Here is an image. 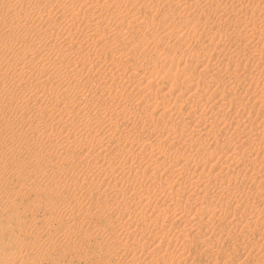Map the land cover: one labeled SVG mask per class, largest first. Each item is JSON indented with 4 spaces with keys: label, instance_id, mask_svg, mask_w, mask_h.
<instances>
[{
    "label": "rangeland",
    "instance_id": "1",
    "mask_svg": "<svg viewBox=\"0 0 264 264\" xmlns=\"http://www.w3.org/2000/svg\"><path fill=\"white\" fill-rule=\"evenodd\" d=\"M13 1L15 2V0ZM23 1L27 2L28 0ZM98 1L92 0L89 4L92 7L94 6L93 8L98 9L100 4L106 3V0ZM109 1L111 2L106 3L110 4L109 9L111 8L108 13L115 14L116 8L112 5L114 4V0ZM187 1L184 0V3L189 4L190 2ZM190 1H200L198 9H194V11L197 10L196 12L193 11V8H191L192 10L190 9L192 12L190 10L189 12L185 11L186 13L183 12L182 10H185L183 8L186 6L182 8L184 5H179L183 3V0H138L139 4H132V2L129 4L130 2H125V0H118V3H122V5L127 3L131 5V8H136L134 11H136L137 15H140V19L135 20L137 22L134 25L128 24L130 22L129 18L125 21L117 19H110V21L106 12L103 14L104 16H99V12L97 11L96 15L93 16L96 20H94L93 27H98L101 30L104 29L105 35L101 39L102 42L101 40H97V37L93 39L95 44L89 43L90 41L87 42L82 38L75 45H82L81 48L84 52H89L84 55L87 58L76 54L75 50L77 47H74L72 50L67 51V55H64L65 59H63L62 64L47 66L49 73L57 77L69 72L73 67L71 65L72 62L77 61L82 63L86 58L85 62L90 61L93 65L95 63V71L89 77L84 71H78L81 74L79 80L84 82L81 81L82 83L76 91L68 94L65 92L64 94L54 81H49L45 77L38 80L40 77L35 76L36 70H28L23 80L17 81L13 87H4L7 91L0 89V112L8 110V120L5 123L0 121V164L3 168L0 169V208L2 209H0V226L7 227V233L4 232L3 234L0 231V253H2L1 251L4 253L0 254V264H5L4 261L12 255L15 256L16 249L20 246L25 244L26 246L31 245L35 237L44 245L42 250L41 248L31 250V255L33 254L31 258L37 259L35 261L36 264H117L116 261L119 257L114 254V251L116 252V250L120 249L119 239L122 236V238H126L127 233H130V231L131 233L136 232L137 230V233H141L140 235H142L141 239L139 238V240L134 241L135 244L132 242V245H130L131 251L127 252L128 256L126 255L125 257V262L127 261L126 263L124 262L125 264L151 261L146 252L159 243L158 241H163L165 243L164 247L167 250H162L161 256L157 260H152L151 264H181L180 261H182V264H192L190 262V253L196 254V250L199 251L202 248V244H199L195 240V246L192 247L191 251L181 252L183 243H189L191 234L187 233V230L183 226L175 228V233L172 232V226L170 227L172 211L162 209L157 212L159 213L157 217L159 222H166V225L170 228L165 225L167 231L162 234L163 236L159 235V239L156 241L150 231L151 228L148 226L150 220L155 217L154 213L147 211L148 217L146 216V219L143 221L137 218L131 220L126 213L121 217L122 210L118 211L115 206V201L119 202L121 199L119 191L123 189L126 192V195H124L126 203L122 206L123 209L128 208L129 211L134 210L137 212L136 209L145 204L151 206L162 205V208H167V206H170L168 203L171 204L173 202L169 197V192L172 188L169 189L168 184H166L171 182L176 184V187L178 186L181 191L179 194V197L181 196L178 201L179 205L176 204L174 205L175 208H173H177L176 211L179 209V212L185 208V213L188 212L186 214L187 217L189 219L193 218V221H196V217H202L203 226H200L199 229L195 228L192 231V233L199 231V236H201L200 238L203 241L202 264H264V0H259V3L261 2L260 6L253 3L252 0H245L246 2L239 0L240 2L244 1V4L246 3L245 7L236 5L238 4L237 0ZM74 2L76 11H87L88 7L82 6L81 2L78 0ZM39 5L41 4L39 3ZM123 7L125 6H122V10L124 9ZM164 7H167V11ZM168 7L173 10H169ZM176 7H179V11L175 9ZM201 7L206 9L203 10ZM235 9H239V13H235ZM199 11H202V13H199ZM10 17L5 14V21L10 22L13 19V17ZM52 17L58 22L60 21L54 15ZM144 18L146 19L143 21ZM100 19L101 22H99ZM107 19L108 22H106ZM141 21L143 25L140 24ZM147 21H149V25H147ZM123 23L127 24V26ZM64 24L65 29L72 27V29L70 28L71 31L82 29V25L72 23L69 20L63 21L62 25ZM96 24L99 25L96 26ZM109 24L112 26H110L112 31H110V28H107ZM191 25L192 27H190ZM64 27H59V29L61 28L60 30H62ZM137 27L139 30H136ZM59 29L55 30V33L59 32L60 34L61 31ZM9 31V29H1L0 34L3 35V33ZM21 32L23 36L10 40L11 43L14 42V48H22L23 41H25L24 45L28 43V47L31 46L29 44H33L31 46L34 47L33 50L36 49L37 43V47L42 45L38 33H34L33 35L32 32L28 35L23 31ZM112 32H114V35ZM116 33H118V36H116ZM247 34H250V36ZM54 36L59 42L61 37L59 35ZM248 37L251 38L248 39ZM85 42L88 43V47H85L87 46ZM96 44L97 46H95ZM98 52H100V55ZM45 55L48 57V60L54 58V55L49 51ZM0 61H2L0 64V74L2 76H10L13 73L16 75L14 78L18 77V70L12 71L8 69L7 62H5L9 61L8 57L1 53ZM4 62L7 65V69ZM115 68L118 73L112 76V70ZM128 70H130V73ZM39 82H53L51 84L56 88H51V84H48L49 91L46 92L44 89L41 90L38 87ZM199 82H202V84ZM117 83L119 86L123 85L124 90L126 89V97L120 98V96H114L115 91L112 89L113 87H110L112 85L118 86ZM135 86L137 89H135ZM149 86L151 90L148 89ZM146 88L149 93L151 92L149 95ZM138 89H141V91ZM101 90L105 91L106 94ZM128 91L129 93H127ZM135 91L137 94H135ZM144 92H146L145 95L143 94ZM177 92H180L184 97L176 99L178 96ZM30 94H37L39 96L37 100L45 108H40L39 112L34 110L33 105H38V102H34L29 97ZM134 96L138 98L135 99ZM164 96L170 97V101H172L169 103L168 110L165 113L158 107V104H161L165 100ZM126 98L129 100L131 98L130 106L132 107V111L135 110L138 115L140 111L143 112L140 113L136 125L132 126L121 122L111 129L99 126L98 123L103 121L104 118L117 117V111L115 110L119 109L118 111H120V108L127 102L125 101ZM140 99L142 101H139ZM192 99L197 100V106L194 107L191 103ZM236 99L240 105L236 104L235 106V104H230L232 100ZM2 100H4V103H1ZM49 100L58 101V106L62 108L68 103L72 108L74 107L77 111L81 110L87 116L84 115L80 120H76L73 117H67L64 112L62 115L59 114L60 112L51 113L46 107V105H49ZM132 101L134 104L137 101L136 105ZM202 102L203 104H201ZM221 102L226 105H223L226 108L223 110L226 114L222 116L216 112V106ZM88 103L90 104L88 105ZM112 103L113 109L109 108ZM175 105L177 108L174 107ZM210 105L211 107H209ZM169 108L172 109L170 110ZM151 111L155 112L153 118ZM39 113H42L45 119L42 121L44 125L41 131L30 130V124L38 120ZM242 113L243 116H241ZM198 114H203V124L199 121ZM223 116L226 118V121H223L225 120ZM183 117L185 118L183 119ZM211 120L215 121V126L211 125ZM247 120H251L248 126L245 124ZM189 124L190 126H188ZM130 126L132 129H129ZM89 127L95 131L93 130L92 134L88 133L87 135H93L94 138L109 142L111 145L109 147L111 157L117 162H115L117 165L121 160L120 163L123 167L119 175L113 176L108 170V166L101 164L102 157L97 156L99 153L98 147L88 148L90 143L86 137L87 132H84V130L87 131ZM181 129L184 130L187 137L203 135V149L200 151H195L189 147L183 149L181 147L182 143L179 142V132L182 131ZM145 130L158 131V137L162 136L160 138L161 141L176 136L178 139L176 147H179L181 154L176 158L166 148L160 150L154 148V146L149 144V141L153 142V140L144 133ZM245 132L246 134H244ZM17 133H25V137L20 138ZM52 133H54L52 135L54 139L58 143L64 144L65 148H67L69 152L68 157L66 155L61 159L56 158L58 148L50 145L49 140L46 138ZM213 133L220 135L219 138L227 136L233 142L237 141V138H240L241 135H247L246 137L250 138L251 143L237 144L236 147L232 145L229 147L230 150L224 147V153L219 155L220 151L216 150V147L219 145L221 147L225 146V138L219 139V142L216 143ZM184 139L185 137H182L181 141L183 142ZM259 139L261 140L259 141ZM78 141L82 144H75ZM4 142H10L12 149L8 148ZM83 145L84 147H82ZM132 145L133 147L135 145L137 147L138 145L142 150L135 151L134 148H131ZM233 150H235L234 153ZM151 151L155 158L154 162L152 160L151 162L153 164L156 162L159 165L157 168L158 173L157 171L155 172L156 174L153 173V178L151 177V171L146 174H140V171L147 166ZM258 151H260L259 154ZM187 152L192 153L195 158H197V154H200L203 156V160H208L206 163H203V173L198 174L201 171V167H197V171H195L196 173H194L192 179L188 178L189 174L184 178L180 176V171H185L188 167L192 169L196 167ZM218 155H222V158L215 164L216 160H218ZM243 157L251 159V163L256 169L240 170V168L234 171V165ZM170 164L173 167L172 171L168 172L166 168ZM215 165H218L216 169H214ZM117 173L116 171L115 174ZM135 175L137 176L136 181L130 182L125 180L126 177ZM99 177L100 179L102 178V181L105 180V183L103 182L101 186L93 188V192L86 193V189L92 187L93 181ZM60 180H65L66 185L59 187V191L61 192L58 195H52L53 187L57 185V181L61 183ZM67 184H71V191L66 190ZM163 185L166 189H164ZM197 186L203 187V194L206 198L203 204L199 203V199H196L197 196L195 194H190ZM19 188L21 189V193H17ZM49 190H51V194H49ZM87 197H91L92 202L88 201ZM87 203L92 206H88ZM99 204H104V207L102 205L99 207ZM72 207H77L78 211L74 210L72 212ZM85 207H88V210H85ZM128 209L126 210L128 211ZM189 209H192V211ZM53 210L56 212H54L55 217H50L49 212H53ZM18 218L21 220V223L15 225L14 220L17 221ZM217 220H221V222L218 223ZM124 224V227L120 226ZM126 227L128 229H124ZM82 231L84 233L85 231L89 233L92 231L91 233L93 234L91 236L93 238L85 237ZM65 232L67 235L64 236ZM48 233L54 234L57 237L55 247H50L47 239ZM183 233L185 234L184 236ZM180 236L184 237V239ZM118 237L119 239H117ZM19 238L20 240L17 241ZM12 239L14 241H11ZM113 240H116V243ZM106 243H108L107 247L104 246ZM143 244L148 245L149 249L140 251ZM167 246L169 247L167 248ZM44 249H48L49 251H46L47 254L42 256V253L45 251ZM13 250L14 252H12ZM64 251L65 253H63ZM167 251L170 252L167 254ZM211 252H213L212 256H210ZM8 253L11 255H8ZM181 254L184 256V259L181 258L182 260H179L178 256ZM222 254L229 256L228 259H223ZM136 256L140 258L138 259ZM130 257L132 261L131 259L127 260ZM218 257L220 259H216ZM165 259L167 262H165ZM213 259L214 261H212ZM17 263L34 264L30 261L26 262V260L25 262L19 260Z\"/></svg>",
    "mask_w": 264,
    "mask_h": 264
},
{
    "label": "bare ground",
    "instance_id": "2",
    "mask_svg": "<svg viewBox=\"0 0 264 264\" xmlns=\"http://www.w3.org/2000/svg\"><path fill=\"white\" fill-rule=\"evenodd\" d=\"M38 1H39V3L41 4V5H39V3H38ZM74 1H77V0H74ZM73 0H64V1H62V0H28L27 2H25V1H23L22 2V0H15V2L13 1V0H0V30L1 29H5V30H7V29H9L10 31L9 32H7V33H3V35H1L0 34V54L2 53V54H4L6 57H8L9 58V61H5V62H7V65H8V69H11L12 71H16V70H18V77H16V78H14L16 75L15 74H13L12 73V75L10 74V76H2V74H0L1 76H0V89H2V90H4V91H7V89L6 88H4V87H13L16 83H17V81H21V80H23V78H24V76H25V74H26V72L28 71V70H30V71H32V70H36V74H35V76L36 77H40L38 80H41L42 79V77H45V78H47L49 81H54L55 83H56V85L62 90V92L65 94V92H66V94H68V93H71V92H73V91H76V90H78V87H79V85H81V83L82 82H84V81H82V80H79L80 79V77H81V74L78 72V71H81V72H85V73H87V76L89 77L92 73H94V71H95V63H94V65L89 61V62H85V60H86V56H84L85 55V53L86 52H84V50L81 48L82 47V45H78V46H76L77 44H76V42L78 43L80 40H82V38H84L85 39V41H90L89 43H93V44H95L94 42L95 41H93V39H94V37H97V40H101V39H103L104 37V35H105V32L103 31V30H101V29H98V27H93V24H94V22L96 21L95 19H94V15H96V12L98 11L99 12V16H102L105 12H106V14H107V16H108V19L110 20H112V19H117V20H121V21H125V20H127L128 18H129V20H130V22L128 23L129 25H134V24H136V22L137 21H135V20H139L140 19V15H137V13H136V11H134V9L136 10V8H131L130 6L131 5H129V4H131V2H132V4L133 3H138L139 4V2H138V0H134V1H129V0H125V2H130L129 4H124V5H122V3H118V0H114V4H112V5H114V7L116 8H114L115 10H116V13L115 14H109L108 12H109V10L111 9H109V5L110 4H106L107 2H111V1H109V0H106L105 2L106 3H103V4H100V6L98 7V9L97 8H93L92 6H91V4H89L92 0H78L79 2H81V5L82 6H86V8L88 7V9H87V11H79V10H77L76 11V9L74 8V4H75V2H74ZM98 1V0H97ZM167 1V0H166ZM174 1V0H173ZM190 3L189 4H187L186 2L184 3V0H183V3H181V4H179V5H184V6H182V8L183 7H185V8H183V9H185V10H182L183 12H185V11H188L189 12V10L191 9V8H193V11H194V9H198V3L200 2H191L190 0H188ZM187 1V2H188ZM195 1V0H194ZM245 1V0H244ZM244 1L243 2H240L239 0H237L236 2H238V4H236V5H239L240 7H242V6H244L245 7V4H244ZM98 2H100V1H98ZM122 2V1H121ZM172 2V1H171ZM171 2H169L170 4H171ZM246 2V1H245ZM252 2L253 3H255L257 6H260V3H259V0H252ZM102 3V2H101ZM141 3V2H140ZM137 4V5H138ZM168 4V3H167ZM203 4V3H202ZM208 4V3H207ZM80 5V6H81ZM93 5V4H92ZM95 5H97V4H95ZM111 5V6H112ZM122 6H125V7H123L124 9L122 10ZM135 6V5H134ZM180 6V7H181ZM210 6V5H209ZM200 7V6H199ZM204 7V6H203ZM206 7V6H205ZM165 8V7H164ZM167 8V7H166ZM165 8V9H166ZM179 7H176L175 9H178ZM202 8V7H201ZM150 9V8H149ZM160 9V8H159ZM168 9H169V7H168ZM172 9V8H171ZM171 9H169V10H171ZM203 9V8H202ZM201 9V10H202ZM206 9V8H205ZM205 9H203V10H205ZM240 10H241V8H239ZM239 9H235V13H239ZM244 9V8H243ZM173 10V9H172ZM171 10V11H172ZM181 10V9H180ZM192 10V9H191ZM190 10V11H191ZM11 11H12V13H11ZM166 11H167V9H166ZM176 11V10H175ZM178 11H179V9H178ZM181 11V12H182ZM197 10H195L194 12H196ZM115 12V11H114ZM163 12V11H162ZM182 12V13H183ZM192 12V11H191ZM139 13V12H138ZM175 13V12H174ZM180 13V12H179ZM186 13V12H185ZM185 13H183V14H185ZM199 13H202V11L200 12L199 11ZM8 15V16H11L10 18H12L13 17V19L10 21V22H6L5 21V18H4V15ZM141 14V13H140ZM176 14H177V12H176ZM182 14V15H183ZM192 15H193V13H191ZM233 14V13H232ZM52 15H54L55 16V18H57V19H59L60 21L58 22L57 20H55L53 17H52ZM173 15V14H172ZM203 15V14H202ZM104 16V15H103ZM147 16V15H146ZM164 16V15H163ZM154 17V16H153ZM198 17V16H197ZM100 18V17H99ZM98 18V19H99ZM104 18V17H103ZM142 18V17H141ZM160 18V17H159ZM200 18V17H199ZM108 19H107V21L106 22H108ZM146 18H144L143 19V21L145 20ZM263 19V18H262ZM66 20H69V21H71L72 23H77L78 25H82V29H80V30H76V31H71V29H72V27H70L69 29L68 28H66L65 29V24L64 25H62L63 24V21H66ZM95 20V21H94ZM110 20V21H111ZM128 20V21H129ZM154 20V19H153ZM161 20V19H160ZM200 20V19H199ZM218 20V19H217ZM220 20V19H219ZM98 21V20H97ZM109 21V22H110ZM114 21V20H113ZM151 21H152V19H151ZM163 21V20H162ZM99 22H101V19L99 20ZM115 22V21H114ZM118 22V21H117ZM138 22H140V21H138ZM201 22V21H200ZM213 22H215V21H213ZM219 22V21H218ZM98 23V22H97ZM116 23V22H115ZM143 22L141 21V23L140 24H142ZM155 23V22H154ZM221 23V22H220ZM118 24V23H117ZM124 24V23H123ZM146 24V23H145ZM217 24V23H216ZM40 25V26H39ZM71 25V24H70ZM99 25V24H98ZM97 24H96V26H98ZM124 25H126L127 26V24H124ZM143 25V24H142ZM147 25H149V21H147ZM152 25H153V23H152ZM189 25V24H188ZM187 25V26H188ZM110 24H109V26L107 27V28H110ZM120 26H121V24H120ZM135 26H137V25H135ZM138 26H139V24H138ZM59 27H64L62 30H60L59 29ZM67 27V26H66ZM101 27V26H100ZM112 27V26H111ZM118 27V26H117ZM131 27V26H130ZM133 27V26H132ZM190 27H192V25L190 26ZM80 28V27H79ZM103 28V27H102ZM115 28V27H114ZM113 28V29H114ZM187 28V27H186ZM20 29V30H19ZM57 29H59L61 32H60V34H59V32H57V33H55V30H57ZM112 28H110V31H112L111 30ZM134 29V28H133ZM138 29V27L136 28V30ZM194 29V28H193ZM30 30H32V31H30ZM116 30H117V28H116ZM139 30V29H138ZM190 30V29H189ZM188 30V31H189ZM191 30H192V28H191ZM21 31H23V32H25V34H28V35H30L32 32H33V35H34V33H38V35L40 36V38H41V42H42V45L41 46H39V47H37L38 46V43H37V41H35L36 43H37V46H36V49L35 50H33V48L34 47H31L33 44H29V45H31L30 47H28V43L26 44V45H24V42L25 41H23L22 42V44H23V47L22 48H18V49H16V48H14V46H13V43H11L10 42V40L12 39V38H18V36H23V34H22V32ZM118 31V30H117ZM116 31V32H117ZM131 31V30H130ZM140 31H141V29H140ZM194 31V30H193ZM108 32H109V30H108ZM120 32V31H119ZM186 32V31H185ZM263 32V31H262ZM114 32H112V34H113ZM121 33V32H120ZM120 33H119V36H120ZM123 33V32H122ZM136 33V32H135ZM143 33V32H142ZM165 33H167V32H165ZM192 33V32H191ZM250 33V32H249ZM256 34H257V32H255ZM254 33V34H255ZM109 34V33H108ZM118 33H116V36H118L117 35ZM129 34H130V32H129ZM188 34V33H187ZM32 35V36H33ZM54 35H59L60 37H61V39L59 40V42L57 41V38L54 36ZM110 35V34H109ZM114 35V34H113ZM113 35H112V37H113ZM153 35V34H152ZM168 35H169V33H168ZM168 35H166L167 37H168ZM248 35V34H247ZM31 36V37H32ZM36 36V35H35ZM123 36V35H122ZM127 36V35H126ZM154 36V35H153ZM152 36V37H153ZM165 36V37H166ZM221 36V35H220ZM246 36V35H245ZM248 36H250V34L248 35ZM253 36V35H252ZM264 36V35H263ZM34 37V36H33ZM131 37V36H130ZM130 37H127V38H130ZM144 37V36H143ZM157 37V36H156ZM164 37V38H165ZM170 37V36H169ZM190 37H192V36H190ZM154 38H155V36H154ZM153 38V39H154ZM249 38H251V37H248V39ZM29 39V38H28ZM113 39V38H112ZM121 39V38H120ZM147 39V38H146ZM156 39V38H155ZM154 39V40H155ZM29 40H31V39H29ZM33 40V39H32ZM114 40V39H113ZM161 40V39H160ZM165 40V39H164ZM112 41V40H111ZM128 41V40H127ZM167 41V40H166ZM35 42H34V44H35ZM87 42H85V43H87ZM101 42H102V40H101ZM31 43H33V42H31ZM40 43V42H39ZM98 43V42H97ZM100 43V42H99ZM116 43V42H115ZM124 43V42H123ZM125 43H127V42H125ZM157 43V42H156ZM164 43V42H163ZM76 44V45H75ZM80 44V43H79ZM84 44V43H83ZM101 44H103V43H101ZM107 44V43H106ZM92 45V44H91ZM63 46V47H62ZM95 46H97V44L95 45ZM102 46V45H101ZM107 47H108V45H106ZM111 46V45H110ZM74 47H77V49L75 50V52H76V54H78V55H82V56H84V57H86L85 58V60L84 61H82V63H80V62H72L71 63V65H73V67H72V69L69 71V72H67V73H65V75H63V76H52L50 73H49V68L47 67L48 65H51V66H55V65H58V64H62L63 63V59H65V57H64V55H67V51L68 50H72ZM85 47H88V43H87V46H85ZM105 47V46H104ZM106 47V48H107ZM90 48V47H89ZM95 48V47H94ZM100 48V47H99ZM98 48V49H99ZM106 48H104V49H106ZM112 48V47H111ZM123 48V47H122ZM96 49V48H95ZM102 49V48H101ZM109 49V48H108ZM93 50V49H92ZM100 50V49H99ZM107 50V49H106ZM113 50V49H112ZM228 50V49H227ZM237 50V49H236ZM239 50V49H238ZM47 51H49V52H51L53 55H54V58L52 59V60H48V57L45 55V53L47 52ZM98 51V50H97ZM103 51V50H102ZM101 51V52H102ZM240 51V50H239ZM93 52V51H92ZM105 52V51H104ZM112 52V51H111ZM87 53H89V52H87ZM86 53V54H87ZM98 54L100 55V52H98ZM97 54V55H98ZM91 55H93V54H91ZM96 55V56H97ZM90 56V55H89ZM101 57V56H100ZM82 58V57H81ZM89 58V57H88ZM262 58V57H261ZM79 59V58H78ZM264 59V58H263ZM70 60H71V58H70ZM80 60V59H79ZM88 60V59H87ZM73 61H75L74 59H73ZM5 62H4V64H5ZM48 62V64L46 65V63ZM2 63V61H0V64ZM68 63H70V62H68ZM67 64V63H66ZM65 64V65H66ZM7 65L5 64V66H6V69H7ZM64 65V64H63ZM32 67H33V69H32ZM65 67V66H64ZM66 67H68V66H66ZM113 72H112V76H114V74L115 73H118V71L116 70V68L115 69H113L112 70ZM129 71V73H130V70H128ZM133 72V71H132ZM6 73H8V72H6ZM129 75V74H128ZM131 75V74H130ZM14 78V79H13ZM115 78V77H114ZM11 79H13L12 81H10ZM148 79V78H147ZM108 80V79H107ZM130 80V79H129ZM153 80V79H152ZM151 80V82H153ZM201 80H203V79H201ZM82 81V82H81ZM109 81V80H108ZM107 81V82H108ZM147 81V80H146ZM197 81H198V79H197ZM106 82V81H105ZM105 82H104V85H105ZM111 82V81H110ZM114 82V81H113ZM131 82V81H130ZM193 82V81H192ZM203 82V81H202ZM202 82L200 83V84H202ZM51 83H53V82H51ZM51 83H46V82H39V84H38V87L42 90V89H44V91H49V87L47 86L48 84H51ZM120 83V82H119ZM134 83V82H133ZM118 84V83H117ZM122 84V83H121ZM125 84V83H124ZM135 84V83H134ZM134 84H133V86H134ZM138 84V83H137ZM146 84V83H145ZM194 84V83H193ZM110 85V84H109ZM138 85H140V84H138ZM147 85V84H146ZM154 85V84H153ZM51 86V88H56L53 84H51L50 85ZM83 86H85V85H83ZM86 86H87V84H86ZM108 86V85H107ZM118 86H119V84H118ZM114 86V85H112L110 88H112L115 92H114V96H116V97H118V96H120V98L121 97H126V95H125V90H124V87H123V85H121V86ZM143 86H145V85H143ZM152 86V85H151ZM155 86V85H154ZM196 86H198V85H196ZM140 87V86H139ZM83 88V87H82ZM86 88V87H85ZM127 88V87H126ZM141 88V87H140ZM153 88V87H152ZM106 89V88H105ZM132 89H133V87H132ZM135 89H137V87L135 86ZM142 89V88H141ZM141 89H138V90H140L141 91ZM148 89H150L151 90V87L149 86L148 87ZM154 89V88H153ZM152 89V90H153ZM112 90V91H113ZM130 90H131V88H130ZM137 90V91H138ZM145 90V89H144ZM143 90V91H144ZM146 90H147V88H146ZM156 90V89H155ZM154 90V91H155ZM102 91V90H101ZM107 91H108V89H107ZM110 91V90H109ZM133 91V90H132ZM174 91H176V90H174ZM102 92H105V91H102ZM134 92V91H133ZM136 92V91H135ZM147 92H148V90H147ZM182 92V91H181ZM186 92H188V91H186ZM127 93H129V91L127 92ZM145 93L146 92H144L143 94L145 95ZM151 93V92H150ZM149 92L147 93L148 95L150 94ZM171 93V92H170ZM193 93V92H192ZM192 93H191V95H192ZM104 94H106V92L104 93ZM103 94V95H104ZM110 94H111V92H110ZM113 94V93H112ZM135 94H137V92L135 93ZM140 94V93H139ZM146 94V95H147ZM177 94H178V96H177V98L176 99H182L184 96L183 95H181L180 94V92L178 93L177 92ZM176 94V95H177ZM180 94V95H179ZM190 94V93H189ZM202 94V93H201ZM102 95V94H101ZM109 95V94H108ZM129 95V94H128ZM134 95V94H133ZM169 95H172V94H169ZM185 95V94H184ZM113 96V95H112ZM111 96V97H112ZM140 96V95H139ZM173 96V95H172ZM174 96H175V94H174ZM188 96V95H187ZM190 96V95H189ZM195 96V95H194ZM264 96V95H263ZM29 97L34 101V102H38V105H36V106H34L33 105V107H34V110H36V111H40V108H45V106L44 105H42V103L41 102H39L38 100H37V98L39 97L37 94H30L29 95ZM109 97H110V95H109ZM135 97V96H134ZM197 97V96H196ZM199 97V96H198ZM200 97H202V96H200ZM132 98V97H131ZM131 98H130V100L128 99V98H126V100L125 101H127V102H125L126 104L125 105H123L121 108H120V111H118V110H115V111H117V117H115V118H104L103 119V121H101V122H99L98 123V125L99 126H101L102 128H107V129H111V128H113V127H115V126H117L119 123H121V122H125L126 124H128V125H132V126H135L136 125V123H137V119H139L138 117H139V115H140V113H143V112H141L140 111V113H139V115L137 114V112L134 110V111H132V107L130 106V104H131ZM136 98H138L137 96L135 97V99ZM148 98V97H147ZM163 98H165V100L161 103V104H158V107L159 108H161L162 109V112H166L167 110H168V106H169V103L170 102H172V101H170V97H163ZM162 98V99H163ZM172 98V97H171ZM193 98V97H192ZM112 99V98H111ZM115 99V98H114ZM113 99V100H114ZM134 99V100H135ZM145 99V98H144ZM186 99H187V97H186ZM190 99V98H189ZM231 99V98H230ZM235 99V98H234ZM133 100V101H134ZM203 100V99H202ZM201 100V101H202ZM259 100V99H258ZM263 100V99H262ZM133 101H132V103H133ZM139 101H142L141 99L139 100ZM144 101V100H143ZM159 101H160V98H159ZM162 101V100H161ZM174 101V100H173ZM178 101V100H177ZM182 101V100H181ZM200 101V102H201ZM209 101V100H208ZM228 101V100H227ZM66 102V101H65ZM114 102V101H113ZM119 102V101H118ZM187 102V101H186ZM199 102V103H200ZM258 102H260V101H258ZM1 103H4V100H2L1 101ZM67 103V102H66ZM136 103H137V101H136ZM136 103L134 104V105H136ZM156 103V102H155ZM188 103V102H187ZM190 103V102H189ZM191 103L194 105V107L195 106H197L198 105V102H197V100H195V99H192L191 100ZM228 103V102H227ZM257 103V102H256ZM90 103H88V105H89ZM94 104V103H93ZM117 104H119V103H117ZM157 104H156V106H157ZM177 104V103H176ZM191 104V105H192ZM201 104H203V102L201 103ZM219 104V103H218ZM230 104H235V106H236V104H239L240 105V103H239V101H237V99L236 100H232L231 102H230ZM229 104V106H231ZM242 104V103H241ZM172 105H174V104H172ZM171 105V106H172ZM223 105H225V104H223L222 102L218 105V106H216V108H217V110H216V112L217 113H219L221 116L222 115H224V114H226V112H224L223 110H225L226 108H224L223 107ZM120 106V105H119ZM199 106H200V104H199ZM198 106V107H199ZM226 106V105H225ZM46 107L49 109V111L51 112V113H54V112H60L59 114L60 115H62L63 114V112L67 115V117H73V118H75L76 120H80V118L81 117H83L84 115H86L87 116V114H85L84 112H82L81 110H79V111H77L74 107L72 108L68 103H67V105L66 106H64L63 108L62 107H59L58 106V101H56V100H49V105H46ZM117 107V106H116ZM174 107H176V105L174 106ZM188 107V106H187ZM187 107H185V108H187ZM197 107V108H198ZM209 107H211V105L209 106ZM239 107V106H238ZM109 108H111V109H113V103L111 104V106L109 107ZM140 108V107H139ZM158 108V109H159ZM177 108V107H176ZM175 108V109H176ZM184 108V107H183ZM228 108V107H227ZM231 108H233V107H231ZM116 109V108H115ZM136 109V108H135ZM154 109H156L155 107H154ZM170 109V108H169ZM172 109V108H171ZM170 109V110H171ZM174 109V110H175ZM190 109H191V107H190ZM200 109V108H199ZM202 109H204L203 107H202ZM229 109H230V107H229ZM137 111H138V109H136ZM141 110H142V107H141ZM153 110V109H152ZM157 110V109H156ZM180 110V109H179ZM185 110V109H184ZM183 110V111H184ZM187 110V109H186ZM193 111H194V109H192ZM191 110V111H192ZM196 110V109H195ZM238 110V109H237ZM143 111V110H142ZM173 111V110H172ZM171 111V112H172ZM182 111V110H181ZM150 112V111H149ZM152 112V111H151ZM170 112V111H169ZM174 112V111H173ZM213 112V111H212ZM144 113H145V111H144ZM180 113H182V112H180ZM184 113V112H183ZM196 113V112H195ZM201 113V112H200ZM146 114V113H145ZM145 114H144V116H145ZM171 114V113H170ZM172 114H174V113H172ZM178 114V113H177ZM176 114V115H177ZM188 114V113H187ZM187 114H186V116H187ZM189 114H190V112H189ZM188 114V115H189ZM7 115H8V110H3V111H1L0 112V121H2V122H4L5 123V121H7L8 119H7ZM115 115V116H116ZM142 115V114H141ZM151 115H153L152 116V118L154 117V115H155V112L153 113L152 112V114ZM150 115V116H151ZM199 115V114H198ZM263 115H264V113H263ZM148 116V115H147ZM149 116V117H150ZM172 116V115H171ZM180 116V115H179ZM183 116V115H182ZM197 116V115H196ZM241 116H243V113H242V115ZM247 116V115H246ZM109 117V116H108ZM148 117V118H149ZM175 117V116H174ZM216 117V116H215ZM228 117V116H227ZM248 117V116H247ZM147 118V117H146ZM180 118H182V117H180ZM185 117H183V119H184ZM191 118V117H190ZM206 118V117H205ZM218 118V117H217ZM225 117L223 116V119H224ZM245 118V117H244ZM249 118H250V116H249ZM248 118V119H249ZM140 119H141V117H140ZM187 119H188V117H187ZM187 119H185V120H187ZM199 121L201 122V124H203V119H204V117H203V114H200L199 115ZM210 119H212V118H210ZM45 119H44V115L42 114V113H39V116H38V120L36 121V122H33V123H31L30 124V126H29V129L30 130H36V131H41V129H42V127H43V125H44V123L42 122V121H44ZM209 120V119H208ZM208 120H206V121H208ZM216 120V119H215ZM221 120H222V118H221ZM244 120H246V119H244ZM89 121V120H88ZM189 121H191V120H189ZM196 121V120H195ZM198 121V120H197ZM219 121V120H218ZM223 121H226V118H225V120H223ZM90 122V121H89ZM183 122V121H182ZM209 122H210V120H209ZM217 122V121H216ZM220 122H222V121H220ZM251 122V120H247V121H245V124H247V126H248V124ZM185 123V122H184ZM205 123V122H204ZM252 123H253V121H252ZM197 124V123H196ZM201 124H199V125H201ZM217 124V123H216ZM221 124V123H220ZM238 124V123H237ZM123 125V124H122ZM138 125V124H137ZM198 125V124H197ZM211 125H213V126H215V121L214 120H211ZM88 126H90V125H88ZM188 126H190V124L188 125ZM219 126V125H218ZM137 127V126H136ZM196 127V126H195ZM126 128H127V126H126ZM252 128V127H251ZM255 128H256V126H255ZM88 130L86 131V130H84V132H87L86 133V137H87V139H88V142L90 143V146H88V148L89 147H91V148H93V147H98V149H99V153L97 154V156H100V157H102V159H101V164L102 165H107L108 166V170L111 172V174L114 176H117V175H119V173L122 171V167L123 166H121V163H120V161H119V164L117 165L116 163V161H114V159H113V157H111V153H110V144H109V142H107V141H102V140H99L98 138H94L93 137V135H87L88 133L89 134H92L91 132H93V130L94 129H90V127L89 128H87ZM129 129H132L131 128V126H130V128ZM134 129V128H133ZM200 129H203V128H200ZM154 130V129H153ZM182 130V129H181ZM254 130H256V129H254ZM95 131V130H94ZM112 131V130H111ZM199 131V130H198ZM250 131H251V129H250ZM113 132H115L114 130H113ZM117 132V131H116ZM248 132V131H247ZM144 133L148 136V137H151L152 138V140H153V142H150L149 141V144H151L152 146H154V148H157V149H162V148H166V149H168V151L170 152V154L172 155V156H174V157H178V155L179 154H181V151L179 150V147H176V143L178 142V139L176 138V136H174V137H171V138H168V139H165L164 141H161L160 140V138L162 137L161 135H160V138L158 137V134H159V132L157 131V132H155V131H144ZM254 133V132H253ZM19 136H20V138H23V137H25L24 136V134L25 133H17ZM54 133H52V134H49L48 135V137H46L47 138V140H49V144L50 145H52L53 147H55V148H58V153L56 154L57 156H56V158L57 159H61V158H63L64 156H66V157H68L69 156V152H68V150H67V148H65V146H64V144H62V143H58L55 139H54V136H52ZM161 134H163V133H161ZM242 134V133H241ZM244 134H246V132L244 133ZM240 135V134H239ZM252 135V134H251ZM168 136V135H167ZM219 136L220 135H217V134H215V133H213V138H214V141L216 142V143H218L219 142V139H224V143H225V146H223V147H221L220 145V147L219 146H217L216 147V150H218V151H220V153H219V155L222 153H224V147H226V148H229L230 146H232V145H235V147H236V145L238 144V145H241V144H249V142H250V138H248V137H246L245 135H241V137L238 139L237 138V141H235V142H233V140H231L229 137H227V136H223L222 138H219ZM249 136V135H248ZM255 136V135H254ZM126 137V136H125ZM159 139H158V138ZM179 137H180V141L179 142H181L182 143V148L183 149H186V148H192V149H194L195 151H200L201 149H203V135L202 136H198V137H194V136H192V137H187L186 136V134L184 133V130H182V131H180L179 132ZM182 137H185V139L183 140V142L181 141V138ZM251 137V136H250ZM252 137H253V135H252ZM260 138V137H259ZM127 139H129V138H127ZM258 139V138H257ZM132 140V139H131ZM163 140V139H162ZM261 139H259V141H260ZM71 141V140H70ZM77 141V140H76ZM252 141V140H251ZM129 142H130V140H129ZM7 146H8V148H10V149H12V147H11V144H10V142H4ZM69 143V142H68ZM82 144V143H80L79 141L78 142H75V144ZM251 143V142H250ZM264 143V142H263ZM252 144H253V141H252ZM256 144V143H255ZM258 144V143H257ZM261 144V143H260ZM131 145V144H130ZM254 145V144H253ZM82 147H84V145L82 146ZM0 148H1V146H0ZM117 148V147H116ZM131 148L133 149L134 148V150L136 151V150H142L140 147H138V145H137V147H136V145H135V147H133V145L131 146ZM130 148V149H131ZM259 148H261V147H259ZM263 148V147H262ZM131 149V150H132ZM236 149V148H235ZM253 149V148H252ZM256 149V148H255ZM264 149V148H263ZM227 150V149H226ZM229 150H230V148H229ZM254 150V149H253ZM234 151L235 150H233V153H234ZM132 152H134L133 150H132ZM142 152V151H141ZM228 152V151H227ZM259 152L260 151H258V154H259ZM135 153V152H134ZM137 153V152H136ZM188 153V156H190L191 158H192V160L194 161V164H195V168H187L185 171H180V176H181V178H184V177H186L188 174V178L189 179H192L193 177H194V173H196L195 171H197V167H201V171L200 172H198V174H201V173H203V163H206L208 160L207 159H204L203 160V156L202 155H200V154H197V158H195V157H193V155H192V153H190V152H187ZM186 153V154H187ZM226 153V152H225ZM255 153V152H254ZM138 154H140V153H138ZM227 154V153H226ZM226 154H224V155H226ZM257 154V153H256ZM217 156L218 157V160H216V162H215V164L222 158V155L221 156ZM134 156V155H133ZM139 156V155H138ZM143 157V156H142ZM217 157H216V159H217ZM261 157H262V155H261ZM232 158H233V156H232ZM211 159V158H210ZM151 160L153 161V160H155V158L153 157V153H152V151H151V153H150V155H149V161L147 162V166L143 169V170H141L140 171V174H146V173H148V172H150L151 171V177L153 178V173L154 174H156L155 172L157 171V173H158V170H157V168L159 167V165H158V163H152L151 162ZM223 161V160H222ZM116 162V163H115ZM154 162V161H153ZM236 162V161H235ZM252 161H251V159H249L248 157H243V158H241V160H238V162H236V164L234 165L235 166V168L233 169L234 171H236V170H238V169H240V170H247V169H256V168H254V165H252V163H251ZM117 165V166H116ZM213 165V164H212ZM218 166V165H217ZM216 165H215V168L214 169H216V167H217ZM172 167H173V165L172 164H170L167 168H166V171H168V172H170V171H172ZM213 167H214V165H213ZM147 168V169H146ZM0 169H3L2 168V165L0 164ZM192 169V170H191ZM116 171L118 172L117 174H115L116 173ZM264 173V172H263ZM149 176H150V174H149ZM196 176H199V175H196ZM150 177V178H151ZM264 177V176H263ZM137 176L135 175V176H132V177H126V181H136L137 179ZM102 179V178H101ZM100 179V177L99 178H96V180L95 181H93V183H92V187H88L87 189H86V193L88 192H93V188H97V187H99V186H101L102 184H103V182L105 181H102ZM106 179V178H105ZM149 179V178H148ZM7 180V179H6ZM57 180V179H56ZM61 181V183L59 182V181H57V185H55L54 187H53V190H52V195H58L59 194V192H61V191H59V187H61V186H65L66 185V181L65 180H60ZM151 181H152V179H151ZM6 182H8V181H6ZM154 182H155V180H154ZM32 183V182H31ZM35 183V182H34ZM105 183V182H104ZM5 184H7V183H5ZM166 184H168V187H169V189H171L170 190V192H169V197H170V199L173 201V202H171V204L170 203H168L170 206L168 207L167 206V208H162L160 205H154V206H151V205H149V204H145V205H143V206H141L139 209H136L137 210V212H135L134 210H132V211H129V209L128 208H125V209H123L122 208V206L123 205H125V203H126V197H124V195H126V192L123 190V189H121L120 191H119V196L121 197V199H120V201L118 202L117 200L115 201V206L117 207V210L118 211H121L122 210V213H121V217H123L125 214L124 213H126L127 215H129V217L131 218V220L132 219H135V218H137V219H139V220H141V221H143V220H145L146 219V216H147V211H149V212H151V213H154L155 214V217L152 219V220H150V222L148 223V226L151 228V233L154 235V240H158L159 239V235H161V236H163L162 234L165 232V231H167V228L165 227V225H166V222H162V223H160L159 222V220L157 219V217H158V214L159 213H157V212H159L160 210H162V209H164V210H168V211H172V216H171V218H170V223H171V225H170V227H171V229H172V232H174L175 233V228H177V227H182L183 226V228L184 229H186L187 230V233H189V234H191V238H190V241H189V243H183V245H182V250H181V252H185V251H187V252H189V251H191L192 250V247L193 246H195V240H197V242L199 243V244H202V248L199 250V251H197L196 250V254L195 253H193V254H191L190 253V262H192V264H202V262H203V241L201 240V236H199V231L197 232L196 231V233H192V231L193 230H195V228L196 229H199L200 228V226H203V221L201 220L202 219V217L201 218H197L196 217V221H193V218L192 219H189L188 217H187V213L188 212H186L185 213V210L183 209V210H181L179 213L176 211V209H174L175 208V206L174 205H179L178 204V201L180 200L179 198L181 197H179V194L181 193V191H180V188L178 187H176V184H174L173 182H171V183H166ZM166 184H164V185H166ZM262 184H263V182H262ZM164 185H163V187H164ZM258 185H260V184H258ZM261 186V185H260ZM258 187V186H257ZM48 189V188H47ZM164 189H166L165 187H164ZM258 189H260V188H258ZM66 190H68V191H71L72 190V186H71V184H67V186H66ZM49 192V194H51V190H49L48 191ZM62 192H63V190H62ZM259 192V191H258ZM17 193H21V189L19 188V190L17 191ZM42 193V192H41ZM183 193V192H182ZM48 194V193H47ZM190 194H195L197 197H196V199L198 198L199 199V203L201 204H203V202H205L206 201V198H205V195L203 194V187H199V186H197L193 191H191L190 192ZM17 195V194H16ZM48 196V195H47ZM74 196V195H73ZM253 196V195H252ZM252 196H249V197H251V198H253ZM250 198V199H251ZM87 199H88V201H91L92 200V198L91 197H87ZM106 199V198H105ZM169 199V200H170ZM182 199V198H181ZM192 199H193V196H192ZM195 198H194V200H196ZM119 200V199H118ZM5 202V201H4ZM92 202V201H91ZM80 203V202H79ZM97 203H98V201H97ZM104 203V202H103ZM4 204V203H3ZM88 204V203H87ZM198 204V203H197ZM8 205V204H7ZM10 205V204H9ZM102 205V204H101ZM101 205L99 204V207H101ZM104 205V204H103ZM102 205V207H104ZM107 205V204H106ZM199 205V204H198ZM48 206V205H47ZM88 206H92L91 204L89 205L88 204ZM94 206H96V205H94ZM3 207V206H2ZM163 207H165V206H163ZM174 207V208H173ZM7 208V207H6ZM5 208V209H6ZM9 208V207H8ZM179 208H180V206H179ZM199 208V207H198ZM201 208H203V207H201ZM1 209V208H0ZM12 209H14V208H12ZM72 212H74V210H77V207H72ZM83 209V208H82ZM101 209V208H100ZM108 209V208H107ZM126 209H128V211L126 210ZM2 210V209H1ZM9 210H10V208H9ZM8 210V211H9ZM48 210V209H47ZM85 210H88V207H85ZM190 210V209H189ZM3 211H5V210H3ZM12 211V210H11ZM78 211V210H77ZM98 211V210H97ZM190 211H192V209L190 210ZM189 211V212H190ZM54 212H55V210H53V212L52 211H50L49 212V216L51 217V216H54ZM103 212V211H102ZM106 212V211H105ZM7 213V212H6ZM14 213H16V212H14ZM56 213V212H55ZM181 213V214H180ZM2 214V213H1ZM13 214V213H12ZM12 214H11V216H12ZM56 215V214H55ZM76 215V214H75ZM191 215V214H190ZM14 216V215H13ZM199 216V215H198ZM202 216V215H201ZM55 217V216H54ZM110 217V216H109ZM148 217V216H147ZM10 219H11V217H9ZM8 218V219H9ZM188 218V219H187ZM19 219V218H18ZM17 219V221L16 220H14V224L15 225H19L21 222V220L19 219L18 220ZM211 220V219H210ZM12 221V220H11ZM108 221V220H107ZM112 221V220H111ZM129 221V220H128ZM149 221V220H148ZM164 221V220H163ZM166 221V220H165ZM118 222H119V220H118ZM210 222V221H209ZM214 222H216V221H214ZM217 222L218 223H220L221 222V220H217ZM129 223H130V221H129ZM169 223V224H170ZM212 223V222H211ZM109 225H111V224H109ZM118 225H119V223H118ZM117 225V226H118ZM128 225V224H127ZM130 225H132V224H130ZM10 226V225H9ZM23 226V225H22ZM120 226H122V227H124L125 226V224L124 225H120ZM167 227H168V225H166ZM12 227V226H11ZM17 227V226H16ZM170 227H168V228H170ZM180 227V228H181ZM13 228V227H12ZM22 228V227H21ZM111 228V227H110ZM119 228V227H118ZM116 229V228H115ZM124 229H128L127 227L126 228H124ZM124 229H123V232H124ZM143 229V228H142ZM88 230H89V228H88ZM169 230V229H168ZM0 231H2L3 232V234H4V232L5 233H7L6 231H7V227H5V226H0ZM12 231V230H11ZM84 231V230H83ZM82 231V232H83ZM90 231V230H89ZM118 231H119V229H118ZM128 231V230H127ZM133 231V230H132ZM138 231V230H137ZM137 231L135 232H132L131 233V231H130V233H127L128 235L126 236V238L124 239V238H120L119 239V237L117 238V239H119V242H120V249H119V247H117L119 250L117 251L116 250V252L114 251V248H113V251H114V254L115 255H117L118 257H119V259L116 261L117 262V264H125L126 262H125V257H126V255H127V252L128 251H131V248H130V245H132V242L134 243V241H137V240H139V238L141 239V236L142 235H140L139 233H137ZM171 231V230H170ZM26 232V231H25ZM92 232V231H91ZM89 233V232H86L85 231V233L83 232V234L85 235V237H92L93 238V236H91V234H93V233ZM11 233V232H10ZM36 233V232H35ZM181 233V232H180ZM12 234L14 235V233L12 232ZM124 234L126 235V233L124 232ZM151 234V236H153ZM167 234V233H166ZM170 234V233H169ZM177 234H178V231H177ZM16 235V234H15ZM65 235H67V233L65 232L64 233V236ZM90 235V236H89ZM174 235V234H173ZM176 235V234H175ZM185 234L183 233V236H184ZM187 235V234H186ZM1 236V235H0ZM29 236H31V235H29ZM36 236V235H35ZM94 236H96V235H94ZM113 236V235H112ZM144 236V235H143ZM168 236V235H167ZM181 236H182V234H181ZM180 236V237H181ZM204 236V235H203ZM10 237H11V235H10ZM26 237V236H25ZM41 237V236H40ZM179 237V236H178ZM187 237V236H186ZM86 238V239H87ZM111 238V237H110ZM160 238H162V237H160ZM169 238V237H168ZM177 238V237H176ZM182 238V237H181ZM47 239H48V242H49V244H50V247L52 248V247H55L56 246V244H57V237L54 235V234H49L48 233V236H47ZM46 239V240H47ZM170 239H171V237H170ZM182 239H184V237L182 238ZM18 240H20V238L19 239H17V241ZM45 240V241H46ZM95 240V239H94ZM110 240V239H109ZM188 240V239H187ZM208 240H210V239H208ZM11 241H14V239H12ZM114 242L116 241V240H113ZM20 242V241H19ZM142 242H143V240H142ZM159 243H157L152 249L150 248V250L148 251V252H146V253H148V256L151 258V261L152 260H157L160 256H161V251L162 250H164V251H166L167 249H166V247H164V244L165 243H163V241H158ZM181 242H183V241H181ZM184 242H185V240H184ZM187 242V241H186ZM45 243V242H44ZM116 243V242H115ZM137 243H139V242H137ZM168 243V242H167ZM166 243V244H167ZM24 244V243H23ZM135 244V243H134ZM197 244V243H196ZM209 244V243H208ZM22 245V244H21ZM42 243L41 242H39V239L37 238V237H35L34 239H33V241L31 242V245H27L26 246V244L25 245H23V246H20V243H19V248L18 249H16V252H15V256H11V257H9L6 261H4L5 262V264H20V263H17L19 260H22V261H24L25 262V260H26V262H28V261H30V262H33L34 264H36L35 263V261H37V259H35L34 257L33 258H31L32 256H33V254L31 255V250H33V249H35V248H41V250H42V248H44V245H43V247H42ZM46 245V244H45ZM73 245V244H72ZM107 245H108V243H106L104 246L105 247H107ZM139 245V244H138ZM145 244H143V247H141V249H140V251H146L147 249H149V246L148 245H145ZM169 245V244H168ZM209 245H211V244H209ZM208 245V246H209ZM4 246V245H3ZM48 246V245H47ZM46 246V247H47ZM76 246V245H75ZM118 246V245H117ZM201 246V245H200ZM12 247V246H11ZM16 247V246H15ZM49 247V246H48ZM47 247V248H48ZM169 246H167V248H168ZM207 247V246H206ZM51 248H49V249H51ZM181 248V247H180ZM196 248H197V246H196ZM208 248V247H207ZM218 248V247H217ZM216 248V249H217ZM54 249V248H53ZM56 249V248H55ZM137 249V248H136ZM212 249H213V246H212ZM215 249V248H214ZM40 250V251H41ZM45 250V249H44ZM79 250V249H78ZM133 250V249H132ZM139 250V249H138ZM207 250V249H206ZM39 251V250H38ZM49 251L48 249H46L43 253H42V256H45L46 254H47V252ZM61 251V250H60ZM59 251V252H60ZM180 251V250H179ZM213 251V250H212ZM2 253H3V251H1ZM12 252H14V250L12 251ZM42 252V251H41ZM168 252H170V251H167V254H168ZM2 253H0V254H2ZM50 253V252H49ZM63 253H65V251L63 252ZM143 253V252H142ZM163 253V252H162ZM171 253H172V251H171ZM173 253H175V252H173ZM180 253V252H179ZM178 253V254H179ZM225 253H226V251H225ZM4 254V253H3ZM5 254H6V252H5ZM129 254H130V252H129ZM176 254V253H175ZM183 254H185V253H183ZM187 254V253H186ZM217 254V253H216ZM228 254V253H227ZM8 255H11V254H9L8 253ZM82 255V254H81ZM132 255V254H131ZM174 255V254H173ZM172 255V256H173ZM213 255V252H211L210 253V256H212ZM215 255V254H214ZM2 256V255H1ZM41 256V255H40ZM48 256H49V254H48ZM52 256V255H51ZM86 256V255H85ZM128 256V255H127ZM135 256V255H134ZM146 256V255H145ZM147 256V257H148ZM166 256V255H165ZM164 256V257H165ZM168 256H170V255H168ZM171 256V257H172ZM177 256V255H176ZM220 256V255H219ZM36 257V256H35ZM163 257V258H164ZM184 256H182V254L181 255H179L178 256V259L179 260H182V259H184L183 258ZM222 257H223V259L224 258H226V260L228 259V257L229 256H227V255H224V254H222ZM49 258V257H48ZM85 258V257H84ZM136 258H138L137 256H136ZM136 258H135V260H136ZM140 258V257H139ZM138 258V259H139ZM169 258V257H168ZM174 258H175V256H174ZM182 258V259H181ZM86 259V258H85ZM131 259V257L129 258V259H127V260H130ZM134 259V258H133ZM172 259V258H171ZM216 259H220L219 257L218 258H216ZM215 259V260H216ZM40 260H42V259H40ZM87 260V259H86ZM85 260V261H86ZM142 260V259H141ZM169 260H170V258H169ZM176 260V259H175ZM178 260V261H179ZM131 261H132V259H131ZM142 261H144V260H142ZM150 261V260H149ZM149 261H147V262H141V261H139L137 264H151V261L149 262ZM208 261V260H207ZM212 261H214V259L212 260ZM3 262V263H4ZM125 262V263H124ZM133 262H135V261H133ZM132 262V263H133ZM165 262H167L166 261V259H165ZM175 262V261H174ZM177 262V261H176ZM181 262V264H182V261H180ZM183 262H184V260H183ZM189 262V261H188ZM216 262V261H215ZM85 263V262H84ZM185 263H186V261H185ZM27 264V263H26ZM31 264V263H30ZM130 264V263H129ZM167 264V263H166ZM175 264V263H174Z\"/></svg>",
    "mask_w": 264,
    "mask_h": 264
}]
</instances>
